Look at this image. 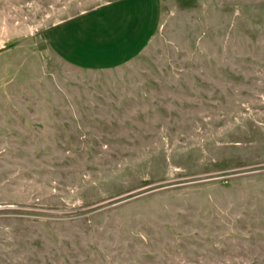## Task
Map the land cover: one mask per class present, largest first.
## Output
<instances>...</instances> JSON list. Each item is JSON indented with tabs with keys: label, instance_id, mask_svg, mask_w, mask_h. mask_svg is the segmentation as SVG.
<instances>
[{
	"label": "rangeland",
	"instance_id": "obj_1",
	"mask_svg": "<svg viewBox=\"0 0 264 264\" xmlns=\"http://www.w3.org/2000/svg\"><path fill=\"white\" fill-rule=\"evenodd\" d=\"M152 11L0 0V264H264V0Z\"/></svg>",
	"mask_w": 264,
	"mask_h": 264
},
{
	"label": "crops",
	"instance_id": "obj_2",
	"mask_svg": "<svg viewBox=\"0 0 264 264\" xmlns=\"http://www.w3.org/2000/svg\"><path fill=\"white\" fill-rule=\"evenodd\" d=\"M119 1V0H118ZM114 2H116V1H114ZM152 2H153V4H154V6H155V10L156 11H152V14H153V12H155V14H156V20H155V17L153 18V19H151L150 20V26H146V28H148L149 29V31H150V33H148V37L146 38V40H143L141 43V46H139L138 48V50H137V52H143L148 46H149V44H150V41L154 38V36H155V34H156V32L158 31V27H159V24H160V21H161V2H162V0H152ZM111 3H113V1L111 2ZM107 5H110V4H107ZM107 5H104V6H107ZM94 10V9H93ZM85 13H87V12H84L83 14H85ZM83 14H80V15H77V16H74V17H71V18H69L68 20H66V21H63V22H61V23H58V24H56V25H54L53 27H50V29L51 28H54L55 26H60V25H62V24H64V23H66V22H68L70 19H74V18H76V17H79V16H82ZM49 29V30H50ZM157 30V31H156ZM52 40V39H51ZM53 41V40H52ZM53 43L55 44V42L53 41ZM60 51V53H61V50H59ZM58 54H59V52H57ZM131 52H127L126 54H124L123 56H121V57H123V58H121V61H119V63L122 65H126L127 64V62H130V61H132V60H135V56L136 55H134V53H132V54H130ZM128 54H130V55H128ZM60 55V54H59ZM64 59V58H63Z\"/></svg>",
	"mask_w": 264,
	"mask_h": 264
}]
</instances>
